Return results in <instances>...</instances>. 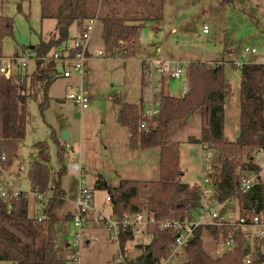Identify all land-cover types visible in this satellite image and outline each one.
<instances>
[{"label":"rangeland","instance_id":"obj_1","mask_svg":"<svg viewBox=\"0 0 264 264\" xmlns=\"http://www.w3.org/2000/svg\"><path fill=\"white\" fill-rule=\"evenodd\" d=\"M60 1L0 0V17L9 18L13 28V37L4 38L0 43V61L13 57L23 59L26 67L21 69L23 74L20 76L27 78V86L35 71L33 49L41 41L48 42L55 35V20L43 19L42 15L54 13ZM87 3L85 10L94 12L92 16L95 19L84 53V88L90 99L89 107L80 110L67 99L80 80L75 75L70 79L63 78L62 73L67 64L55 62L47 106L42 111L38 108L42 101L41 90H36L35 95L26 91L30 96L27 95L23 106L25 137L19 142L17 154L11 163L1 166L0 162V179L8 180L26 195L28 216L32 219L41 217L45 204L33 192L27 174L28 166L33 163L46 164L51 177L61 167L56 157V145L50 136L51 130L61 142L62 133L68 134V145L78 151L81 178L94 195V206L99 213L109 216L110 204L103 206L106 193L94 189L98 177L111 186H116L122 179H159L158 148L142 152L138 158L127 156L129 163L125 161L124 155L120 157L122 153L119 151L121 148L126 150V147L123 145V131L116 122L119 110L115 101L117 98L138 106L156 102L161 92L170 97L182 98L183 79L172 80L168 75L161 76L158 69L161 63H168L170 68L188 66L192 62L214 64L222 61L225 63L224 79L231 87V95L224 106V133L231 141L236 138L239 129L240 73L234 63L264 64V0H233L225 8L221 7V0H87ZM110 9H117L126 17L155 18L161 13L162 19L142 21V18L130 22L131 25L142 27L135 42L125 44L111 57L104 47L106 28L98 19ZM203 26L207 27V34L203 33ZM79 27L78 21L70 26L68 40L59 46V50L73 46ZM245 49H253L255 53L244 56ZM98 51L102 55L96 58L95 53ZM49 61H45V65ZM11 71L12 74L17 72L16 63L12 65ZM199 131L200 119L193 121L192 116L185 125H170L167 136V141L179 144L180 181L188 185L202 183L201 176L205 173L202 164L207 154L213 163L218 161L214 152L187 141L188 138L197 137ZM62 144L65 146L66 143ZM41 145L44 151L39 148ZM245 160L246 157L243 158ZM253 160L261 169L259 177L264 183V155H254ZM64 166L66 174L61 179V185L66 192L64 212L67 214L71 207L70 201L75 199L79 175L71 171L69 161L66 160ZM23 168L25 171H22ZM201 204L210 208L214 206L207 196H202ZM230 205V210L223 207L218 213L237 219L236 201H231ZM86 217L80 236L89 244L83 243L80 247L79 264H114L116 248L109 243L96 213L89 211ZM57 229L62 239L72 240L75 230L69 221L63 222ZM202 240L204 251L211 258L216 259L227 253L222 240L214 239L207 231ZM145 244L147 239L142 237L135 238L134 243H128L129 257L135 260L140 258L143 250L138 245ZM243 245L245 256L258 251L259 241L255 230H244ZM72 250L62 246L60 253L64 261L60 264H74L70 260ZM177 260L178 264L188 263L184 252ZM0 264L13 263L0 261Z\"/></svg>","mask_w":264,"mask_h":264},{"label":"trees","instance_id":"obj_2","mask_svg":"<svg viewBox=\"0 0 264 264\" xmlns=\"http://www.w3.org/2000/svg\"><path fill=\"white\" fill-rule=\"evenodd\" d=\"M233 0H221V7L230 6ZM87 0H61L56 11L42 18L55 20V35L48 41H41L33 49L35 71L27 86L25 77L17 75L5 79L0 76V159L1 166L10 164L15 158L19 142L25 137L26 91H42V101L38 108L42 111L48 102V90L52 84L55 62L48 61V54L69 37V28L75 22L82 24L93 19L94 12L85 10ZM153 8V6H152ZM162 10V7H160ZM124 16L117 9H110L98 18L106 28L105 50L113 57L125 44H133L142 27L130 22L161 20L159 13L155 18ZM13 37L12 22L0 17V43L4 38ZM224 62L207 64L192 62L187 66L189 91L182 98L164 95L159 97V116L150 122L145 130L139 129L143 106L127 104L117 98L119 106L117 123L130 134V149H159V179L157 181L120 180L116 186L105 183L100 177L94 189L104 191L110 198L111 215L120 218L125 213L146 211L152 213L157 221L172 219L183 221L197 211L201 205V191L198 185L181 183L182 171L179 165V144L167 141L170 125H185L189 117L197 115L201 127L198 138H188L191 144L202 145L217 155V174L215 175L214 198L222 202L237 198L240 214L248 217L259 214L264 207V183L260 180V167L250 160L257 149H264V64H242L235 66L240 73L239 85V133L235 141L224 139V105L231 95V87L224 79ZM234 67V68H235ZM30 96V95H29ZM56 145V157L61 165L51 177L46 164L29 165L28 178L35 193L44 196L52 192L43 209L41 220L28 216V203L24 193L6 202L0 199V261L13 264H60L64 261L61 248L64 246L57 227L70 221L64 213L65 192L61 179L66 174L64 145L60 144L53 130L50 132ZM252 156V157H251ZM246 157L247 160L243 161ZM254 172L258 175L256 184L244 195L238 192L237 170ZM230 229H225L224 234ZM151 240L144 246L140 258L126 257L127 264H135L145 257V264H157L170 253L174 241V230H160L158 226L148 229ZM207 231L214 239L219 233L212 227H199L184 253L188 263L184 264H242L244 247L242 234L235 235L236 246L219 258H211L203 248V234ZM126 253V252H125ZM127 254V253H126Z\"/></svg>","mask_w":264,"mask_h":264},{"label":"built area","instance_id":"obj_3","mask_svg":"<svg viewBox=\"0 0 264 264\" xmlns=\"http://www.w3.org/2000/svg\"><path fill=\"white\" fill-rule=\"evenodd\" d=\"M95 19L86 20L78 31V36L74 38V43L71 48H64L59 50V47L54 48L53 52L48 54L47 59L53 62H62L67 64V68L64 69L63 78L70 79L75 75L80 80V84L76 85L75 90L67 97L72 101L75 106L80 110H86L89 107L90 99L87 91L84 88V53L87 46V42L90 39V35L94 28ZM203 33L207 34L208 29L203 26ZM255 50L245 49L244 56L252 55ZM102 55V52L95 53V57L98 58ZM230 56V55H229ZM16 63L17 72L12 74L11 67ZM70 64V66H68ZM237 67H240L241 63H234ZM168 63H161L159 66V73L161 76L168 75L172 80H181V93L186 95L189 91V82L187 78V66H176L168 68ZM26 67V63L23 59L13 57L9 59H1L0 61V76L5 79L14 78L17 75H21L22 68ZM70 67V68H69ZM160 106L159 100L145 104L141 110V121L139 124L140 130H145L150 122H153L159 116ZM64 154L67 161L70 162L71 171L79 175L77 194L74 200V212L70 217V223L73 226L75 232L72 234V240L69 242V248H72L70 260L74 264H79V250L83 243L89 244L88 241H84L80 236V231L84 227L87 221V213L94 211L99 222L104 227L109 243L116 248V254L114 255V264H127L126 257H129L128 243H134V239L138 237L146 238L147 243L152 238V233L148 231L151 227L158 226L160 230L167 231L169 229L174 230V241L171 244L169 255L161 259L157 264H178V257L184 252L193 238L194 231L199 227H212L219 233V239L222 240L225 252L232 251L236 246L235 235L237 232L242 234V242L244 238L245 229L255 230L258 241V251H252L249 256H243L242 264H264V207L263 210L255 216H245L240 214V206L237 198H228L222 202H218L214 198V185L215 172L217 170V163H213L210 155H206L203 162L204 174L201 176L202 183L199 186L201 195L210 197L214 203L213 208L204 207L201 202V207L192 212L188 218L183 221H175L168 219L165 221H157L153 214L144 211L137 213H125L120 218H116L113 215L105 216L102 213L97 212L94 209V201L92 192L85 187V183L81 178V168L79 165L78 151L70 147L68 143L64 146ZM254 155H264V149H257ZM250 158V160H252ZM1 162L5 161L2 157ZM2 170V168H1ZM22 171H25L23 168ZM2 173V171H1ZM238 177V192L241 195L246 194L257 182L258 175L254 172H246L237 170ZM52 187L47 196H42L34 192L41 200L46 201L50 197ZM18 189L14 188L6 179H0V199L4 202L10 198H15L21 195ZM231 201L237 203V219L229 215L220 216L218 210L223 207L231 209ZM104 204H110V198L105 197ZM44 209V208H43ZM43 218V212L40 218ZM225 229H230L229 232L224 234ZM136 245V244H134ZM244 247V245H243ZM127 254H126V253ZM130 258V257H129ZM131 259V258H130ZM135 260V259H132Z\"/></svg>","mask_w":264,"mask_h":264},{"label":"crops","instance_id":"obj_4","mask_svg":"<svg viewBox=\"0 0 264 264\" xmlns=\"http://www.w3.org/2000/svg\"><path fill=\"white\" fill-rule=\"evenodd\" d=\"M90 3V2H89ZM128 9V8H127ZM85 22V21H84ZM83 22V23H84ZM83 23L81 24H78L80 27L83 25ZM80 27H79V29H80ZM79 29H78V31H79ZM226 82V81H225ZM228 84V83H227ZM165 95V94H164ZM167 96H169V95H167ZM159 100V99H158ZM157 100V101H158ZM227 101V100H226ZM226 101H225V103H226ZM240 102V101H239ZM128 104V103H127ZM146 104H149V103H146ZM225 106V105H224ZM225 108V107H224ZM224 112H225V109H224ZM195 116H197V115H194L193 116V121L195 120V119H197V118H199L198 116H197V118L195 117ZM200 119V118H199ZM189 120V119H188ZM187 120V121H188ZM116 122H117V117H116ZM118 124V123H117ZM120 127V129H122V139H123V145L126 147V150H124L123 148H121V150L119 151V153L121 154V156L120 157H123V155H124V158H125V161L127 162V163H129L128 162V160H127V156H131V158H138L140 155H141V153L142 152H145V151H148V150H151V149H148V150H138V149H130L129 148V146H128V140H129V137H130V134H129V132H128V130L126 129V128H123V127H121V126H119ZM200 127H201V122H200ZM224 131H225V126H224ZM237 133V132H236ZM238 133H239V129H238ZM238 133L235 135L236 136V138L238 137ZM199 134H200V131H199ZM234 136V135H233ZM199 137V135L197 136V137H195V138H198ZM233 138V137H232ZM236 138L235 139H230L231 141H229L227 138H226V135H225V133H224V139L226 140V141H229V142H232V141H235L236 140ZM58 139V138H57ZM59 140V139H58ZM70 140V139H69ZM59 142H60V144H62L63 142H61L60 140H59ZM69 142V141H68ZM63 145V144H62ZM202 146V145H201ZM42 151H44V146L43 145H41L40 147H39ZM119 157V158H120ZM120 159H122V158H120ZM30 167L28 166V169H29ZM122 180H135V179H122ZM137 181H147V180H137ZM61 188H62V185H61ZM62 190L65 192V190L62 188ZM76 194H77V192H76ZM76 194H75V197H76ZM94 196V195H93ZM75 200V199H74ZM105 200V199H104ZM104 200H103V206L104 207H106L107 206V204H104ZM94 201V200H93ZM66 203H67V200H66V192H65V207H66ZM45 204V203H44ZM70 204H71V207H70V210L67 212V214L69 215V217H71L72 216V214H73V212H74V201L73 200H71L70 201ZM95 205V204H94ZM65 207H64V211H65ZM95 207V206H94ZM44 208V207H43ZM94 209H96V207L94 208ZM96 211H97V209H96ZM97 212H99V211H97ZM65 213V212H64ZM70 222V221H69ZM61 242H63L64 243V247L66 248V250L69 248V242L70 241H68L66 238L64 239H61Z\"/></svg>","mask_w":264,"mask_h":264},{"label":"water","instance_id":"obj_5","mask_svg":"<svg viewBox=\"0 0 264 264\" xmlns=\"http://www.w3.org/2000/svg\"><path fill=\"white\" fill-rule=\"evenodd\" d=\"M191 117H189L188 119H190ZM63 143H68L69 141V136L66 132L62 133V138H61ZM135 264H145V257H142L140 260H138L137 262H135Z\"/></svg>","mask_w":264,"mask_h":264}]
</instances>
